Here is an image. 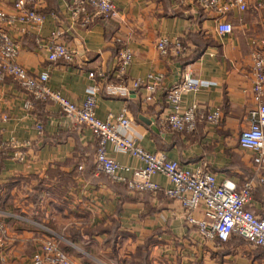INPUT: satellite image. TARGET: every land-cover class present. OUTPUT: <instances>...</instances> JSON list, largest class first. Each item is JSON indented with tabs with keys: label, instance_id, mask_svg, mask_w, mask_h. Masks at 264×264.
<instances>
[{
	"label": "crops",
	"instance_id": "1",
	"mask_svg": "<svg viewBox=\"0 0 264 264\" xmlns=\"http://www.w3.org/2000/svg\"><path fill=\"white\" fill-rule=\"evenodd\" d=\"M115 2V18L84 24L68 17L65 0H44L43 25L27 26L24 31L19 24L8 27L19 47L18 61L34 74L48 71L53 89L82 103L92 87L119 80L117 53L127 45L133 60L124 77L144 80L150 73H160L163 83L151 101L146 100L144 87L132 89L125 97L101 90L96 115L106 119L127 109L133 120L131 135L146 150H163L187 167L206 162L218 181L241 186L253 178L249 208L264 216L260 172L253 164V152L239 143L257 106L252 53L258 51L264 58V9L259 6L264 0H249L248 10L227 14L234 29L226 34L218 32L215 13L196 0ZM12 8L13 0H0V9ZM57 29L77 51L75 61L48 59L47 43ZM162 37L180 42L182 50L161 55L156 45ZM196 52L200 54L193 59ZM98 71L104 75H89ZM187 73L210 84L185 93L183 107L197 104L205 116L220 108L219 125L202 119L195 131L175 132L165 123L171 111L168 90ZM0 113L10 117L0 122V222L6 225L0 264H31L33 254L50 235L60 237V247L74 264H264L262 246L236 236L226 243L206 241L188 223L180 201L162 190H132L126 183L96 174L95 135L88 126L72 122L58 103L35 100L8 77L0 79ZM142 117L153 120L152 124ZM107 150L131 168L121 174L132 178V169L140 161L112 144ZM154 180L163 188L171 186L163 174ZM194 216H204L203 206Z\"/></svg>",
	"mask_w": 264,
	"mask_h": 264
},
{
	"label": "built area",
	"instance_id": "2",
	"mask_svg": "<svg viewBox=\"0 0 264 264\" xmlns=\"http://www.w3.org/2000/svg\"><path fill=\"white\" fill-rule=\"evenodd\" d=\"M44 0H13L11 11L0 9V79L12 78L17 81L35 100H51L59 104L61 110L74 123L88 126L97 139L96 174L104 173L112 180L126 183L132 190L163 191L166 196L180 201L188 223L197 227L198 233L206 241L226 243L234 236L254 245L264 247V216L255 214L250 208L253 201L255 181L247 179L241 186L231 180L218 181L217 176L204 162L197 167H187L181 161L170 158L165 151L150 152L143 148L131 135L132 118L127 109L119 114H109L106 119L96 115L97 94L104 90L111 96H128L132 89L145 88L146 100L155 98L161 87L164 75L150 73L144 80L126 79L125 73L133 60V52L123 45L117 53L116 77L118 81L92 87L82 103H76L64 96L49 84L48 71L40 74L30 72L18 61L19 47L8 27L19 24L21 30L27 26L40 27L47 15L40 10ZM68 17L73 23L83 20L90 24L97 19L110 20L118 15L115 0H65ZM197 4L216 15L217 30L221 34L231 33L234 29L226 15L233 10L246 11L249 0H196ZM264 9V4H259ZM55 18H57L54 15ZM63 32L53 30L48 40V59L50 61L73 62L77 51L62 39ZM119 41V40H118ZM120 42V41H119ZM157 49L163 56L171 52L179 53L181 43L172 42L169 37L157 41ZM253 94L256 108L251 112L250 125L240 133V146L253 152V164L260 172L258 179L264 184V58L261 53H252ZM89 75H104L102 71L90 72ZM209 81L184 74L168 90L171 111L164 119L172 131L190 132L198 128L205 119L210 124L219 125L222 118L220 108L203 115L197 104L183 107V95L197 92L209 86ZM31 102L27 103L29 106ZM6 113H0V122L8 120ZM41 128V127H40ZM112 144L117 151L125 152L137 158L141 165L132 169L133 177L127 178L121 172L131 171L121 165L111 154L107 146ZM21 160L24 157H20ZM83 167L80 166L81 170ZM157 174L165 175L171 183L163 188L154 180ZM203 206L204 216L197 218L194 212ZM6 238V225L0 222V251ZM60 237L50 235L43 240L32 256L31 264H74L69 253L59 245Z\"/></svg>",
	"mask_w": 264,
	"mask_h": 264
},
{
	"label": "water",
	"instance_id": "3",
	"mask_svg": "<svg viewBox=\"0 0 264 264\" xmlns=\"http://www.w3.org/2000/svg\"><path fill=\"white\" fill-rule=\"evenodd\" d=\"M78 49H79V51H80V54L81 55H83V47H82V45L78 42ZM142 119H144V121L147 123V124H149V125H151L152 124V122H153V120H151V119H147V118H143L142 117Z\"/></svg>",
	"mask_w": 264,
	"mask_h": 264
},
{
	"label": "trees",
	"instance_id": "4",
	"mask_svg": "<svg viewBox=\"0 0 264 264\" xmlns=\"http://www.w3.org/2000/svg\"><path fill=\"white\" fill-rule=\"evenodd\" d=\"M200 53H198L197 54V52H196V54H194L193 56H192V58L194 59L197 55H199ZM186 60H190V59H186ZM192 60V59H191ZM101 174H104V173H101ZM105 176H107L110 180H111V178L108 176V175H106V174H104ZM235 237V236H234ZM237 238H240V237H237ZM242 239V238H241ZM244 240V239H243Z\"/></svg>",
	"mask_w": 264,
	"mask_h": 264
},
{
	"label": "rangeland",
	"instance_id": "5",
	"mask_svg": "<svg viewBox=\"0 0 264 264\" xmlns=\"http://www.w3.org/2000/svg\"><path fill=\"white\" fill-rule=\"evenodd\" d=\"M238 242H239L240 244H243V243H245L244 241H241V240H238Z\"/></svg>",
	"mask_w": 264,
	"mask_h": 264
}]
</instances>
